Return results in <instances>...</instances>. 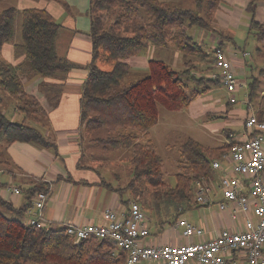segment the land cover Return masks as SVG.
Segmentation results:
<instances>
[{
  "label": "trees",
  "instance_id": "obj_1",
  "mask_svg": "<svg viewBox=\"0 0 264 264\" xmlns=\"http://www.w3.org/2000/svg\"><path fill=\"white\" fill-rule=\"evenodd\" d=\"M69 8L65 0H52ZM223 0H194L197 10L184 8L164 0H89L86 10L89 18L88 36L91 39L88 73L81 84L80 120L83 132L103 147L125 150L128 180L121 190H131L138 201L152 213L167 209L188 208L194 195V181L212 177L216 171L211 161L221 157L233 141L218 146H206L192 137L183 140L176 161L175 184L163 179V160L150 138V129L159 120L157 102L165 108L178 111L193 100L222 84L217 77L205 74L213 67L212 52L194 40L188 29L196 26L213 30L215 13ZM264 2V0H263ZM258 3L248 0L245 11L249 14L248 31L264 40V21L255 19ZM21 15L20 43L12 45L15 64L5 60L3 46L13 40L14 20ZM60 24L45 8L17 9L9 5L0 9V87L15 98V108L22 118L17 122L7 118L0 108V164L11 171L9 158H5V145L13 142H30L41 147H54L55 143L36 127L29 125L30 116H47L39 99L26 91L25 79L35 76L51 78L41 81V93H50L52 107L63 92L67 73L77 65L57 54L56 39ZM172 46L191 56L184 67L174 70L158 58L147 60L146 73L122 84L121 79L131 70L129 59L147 47L155 49ZM223 48V42L216 45ZM259 51V49H258ZM99 62H112L109 70ZM196 72H198L196 74ZM261 72H264L262 70ZM259 79L248 83L249 96L256 93ZM229 99L226 104H230ZM264 111H260L262 113ZM206 119L219 117L218 112L207 111ZM103 136H96L99 131ZM2 158V159H1ZM46 183H34L29 188L28 203L16 208L0 197V264H123L126 253L108 238L89 237L74 241L63 228L36 227L22 219L38 191L47 192ZM146 187V190L140 187ZM215 200V199H214ZM142 207V208H143ZM175 221V220H174ZM170 222L169 225L174 223ZM159 225L164 221L159 220ZM161 229L157 230L160 233ZM150 233V231H149Z\"/></svg>",
  "mask_w": 264,
  "mask_h": 264
},
{
  "label": "crops",
  "instance_id": "obj_2",
  "mask_svg": "<svg viewBox=\"0 0 264 264\" xmlns=\"http://www.w3.org/2000/svg\"><path fill=\"white\" fill-rule=\"evenodd\" d=\"M2 1L11 4L15 3L12 6L17 9L38 7L48 10L60 24L59 34L56 39L57 54L77 66L67 73L63 84V92L57 105L44 109L47 114V122L42 133L45 137H49L55 143V146L46 148L30 142H13L5 145V158H9V164L14 168L9 171L6 168L7 165L0 164V197L10 202L14 207L19 208L25 206L29 201L27 188L34 183H46L47 199L38 216V220L42 221L46 227L63 228L65 223L75 225L90 222L104 224L103 210L106 207H113L116 210L125 209L128 206L131 194L129 193L128 197H124V191L120 189L124 187L119 185V183L123 182L120 179V175L124 177L121 173L123 164L117 163L114 166L112 163L114 158L119 157L118 155H127L126 151L103 147L86 136L80 120L81 84L88 73L85 65L90 62L92 53L91 39L88 36L89 18L86 14L89 0H65L69 8H65L52 0H0V2ZM247 2L248 0H223L215 13V18L217 17L219 21H225V24L230 28L228 33L232 36L231 41L235 37V29L239 25L243 24L248 27L250 16L245 11ZM57 5L60 6L59 9H56L55 6ZM263 12L264 10L261 9V15H258L257 6L255 15L257 14L262 21H264ZM243 18L245 21H242ZM231 26L235 28L233 29ZM211 39L215 42L210 50L220 42L212 34ZM6 45L8 44H5L3 48ZM222 49H227L224 44ZM10 50L12 52V49ZM132 59L135 61L134 64H130L131 70H147L148 59L143 60L144 58L133 57L129 59V63ZM234 60L238 64L243 62L241 58ZM18 61L19 58L13 57V60L9 62L16 64ZM244 69L241 66V70L243 71ZM43 80L54 81V79L41 78L39 76L27 78L23 81L26 91L35 95L41 105L46 106L45 96L39 90V83ZM238 81L247 86L244 95L247 93L252 107L258 112L264 111L263 88L261 92H256L249 96L247 81L241 79H238ZM222 106H224L222 111L228 114L231 106L226 103ZM246 109V105L243 103L237 108V111L242 112L246 111ZM244 116L245 112L243 113V119ZM158 128L159 120L149 131L154 145L156 138L159 136ZM242 130L236 136L229 129L223 130L226 135L225 141H228L227 132L234 139H238L243 136L244 127ZM104 134L105 132L101 130L95 135L103 136ZM3 145L4 143L0 142V149L1 147L3 148ZM155 148L157 150L156 145ZM123 159L127 160L126 158ZM124 166L126 167L123 173H127L126 175L128 176V167L125 163ZM112 169H120L121 172L117 173ZM9 178H13L12 181ZM110 178L111 180H109ZM9 183L17 186L20 192L17 194L12 193L8 189ZM33 198L31 199L33 200ZM214 199H219V194H216ZM213 204L203 207L194 206L202 209L204 215L206 214L205 211H210L212 216L210 223L206 216L199 223L207 231L203 239H208L211 237L212 232L228 224L227 214H221L217 210L216 204V208L213 209ZM188 208L178 209L176 215L182 218L180 214ZM29 218L30 216L26 213L22 215L24 222H27ZM172 225L173 223L168 226L169 228H165L164 224L159 225L158 229H161V232L157 237H153V243L185 244L187 241L186 237L181 232L176 233ZM191 241H197V238L195 236L191 237ZM137 264L162 263L159 261H142V263L139 262Z\"/></svg>",
  "mask_w": 264,
  "mask_h": 264
},
{
  "label": "built area",
  "instance_id": "obj_3",
  "mask_svg": "<svg viewBox=\"0 0 264 264\" xmlns=\"http://www.w3.org/2000/svg\"><path fill=\"white\" fill-rule=\"evenodd\" d=\"M235 55V53H233ZM247 54L243 53V56ZM214 72L235 102L233 92L245 88L235 75L231 59L220 47L212 48ZM246 113L243 119L244 134L234 139L221 157L211 161L216 173L212 177L201 176L194 181L192 203L203 206L216 204L217 210L227 214L228 224L207 233L201 224H191L178 218L172 226L182 228L185 244L153 243L142 240L150 235L146 214L136 200H129L122 210L106 207L104 224L65 223L64 232L74 241L89 237L108 238L126 253L123 264L140 261H159L162 264H264V112L256 111L244 95ZM8 189L17 194L20 189L9 183ZM216 194L219 199L214 200ZM47 194L38 191L25 211L30 216L27 223L46 227L38 220ZM179 209H182L180 206ZM197 241H191V237Z\"/></svg>",
  "mask_w": 264,
  "mask_h": 264
},
{
  "label": "rangeland",
  "instance_id": "obj_4",
  "mask_svg": "<svg viewBox=\"0 0 264 264\" xmlns=\"http://www.w3.org/2000/svg\"><path fill=\"white\" fill-rule=\"evenodd\" d=\"M173 2L182 6L184 8H192L195 12L202 14L204 9L197 10L194 4V0H164ZM258 5V15H261V9L264 10V2L263 0H256ZM58 3V2H57ZM60 4V3H59ZM15 5L11 3H6L4 1L0 2V9L5 6ZM56 9H59L60 6H55ZM255 15V19L262 21L258 15ZM264 15V12H263ZM240 17V16H239ZM242 21H245L243 18ZM249 21V20H248ZM225 21H219L216 17L212 24V28L214 31L205 30L200 27L193 26L188 29V33L192 36V38L198 41L203 45L206 51H211V47L215 41H212L211 34L216 40H220L223 42L227 49L224 50L225 54L228 58L231 59L232 69L237 76L238 79L246 80L247 85L252 79L258 78L259 84L256 87V92L259 93L264 91V40L257 39L254 33H250L248 31V27L243 24L239 25L235 29V37L232 40V36L228 33V26L225 24ZM231 28H235L231 26ZM21 39V15L17 14L14 20V36L13 40L6 45L2 51V57L7 61L13 60L12 46L14 43H20ZM11 47V48H10ZM259 49V51H258ZM235 50V51H234ZM235 53V55L233 54ZM246 52L245 56L243 53ZM138 59H149V58H158L165 61L170 67L174 70H178L184 67V61L186 59H191V56L182 53L178 49L167 46L159 49H155L152 47H147L142 50L137 56ZM241 58L242 64H238L234 59ZM135 60H130V64H134ZM99 66L103 69L109 70L112 66V62H99ZM239 66V67H238ZM241 66L245 69L242 71ZM238 67V68H237ZM214 68L205 70V74L214 72ZM146 71L143 70H130L122 79V84H128L129 82L139 78L144 75ZM198 72H196L197 74ZM245 88H239L238 90L233 92L235 97V103L229 104L231 106V110L228 114H225L222 109L224 108L227 99L229 98V94L224 87L223 84H218L213 86L211 91L199 96L195 100H193L187 107L178 110L172 111L165 108L163 101L159 100L157 102V108L159 110V128L158 133L159 136L156 138L155 145L157 146V152L162 157L163 160V179L171 185L175 184V172H176V161L179 158V147L184 139L187 137H192L206 146H218L225 142L226 135L223 133V130L229 129L233 134H236L240 131H243V113L246 111L238 112L237 108L240 105H243V95L245 93ZM40 94V93H39ZM45 96V105L43 104L44 109L51 108L52 102L50 101V93H41ZM43 96V97H44ZM43 97H41L43 99ZM47 98V100H46ZM214 100V101H213ZM15 106V98L12 97L9 92L1 89L0 87V108L3 110L7 118L10 120H15L16 122L20 120L23 114H20L18 110H16ZM207 111L218 112L219 117L214 119H206L205 113ZM26 122L36 127L41 132L44 131L47 122V116H30L26 119ZM2 150V147L1 149ZM113 159L112 163L114 166L116 164H123L120 169H112L114 172L122 173L123 176L120 175V179L123 181L119 183L121 186H125L128 180L127 173H123L125 171L124 163L128 166L125 161L126 155H118ZM2 159V158H1ZM112 159V157H111ZM14 167H11L13 169ZM104 168V167H103ZM106 169V168H104ZM129 172V169H128ZM113 178V177H112ZM13 178H9L12 181ZM111 180V178L109 179ZM117 183V182H116ZM118 184V183H117ZM142 190H146V187H140ZM124 197H128L129 193L131 194L130 200H138V196L131 190H123ZM47 193V192H46ZM139 201V200H138ZM213 209L216 208L215 204H213ZM195 205L189 206L188 209H185L180 215L182 218H185L191 224H199L202 222L203 218L206 216L209 220L212 218L210 211H205L206 214H203L202 209L198 207H194ZM143 207V206H142ZM159 209L162 210L159 215L156 213H152L149 209L143 210L146 214L147 221L149 224L150 235L142 240L144 244H153V237H157L159 233H157L159 220L164 221L165 228H169V223L176 220L179 215H176L177 209L173 208L171 205L170 209H167V213L165 214V207L161 206ZM182 228L175 229L176 233H182ZM172 234V232H171ZM152 239H150V238ZM142 263V261H140ZM146 262V261H144ZM139 263V262H138ZM27 264H41L29 262Z\"/></svg>",
  "mask_w": 264,
  "mask_h": 264
},
{
  "label": "clouds",
  "instance_id": "obj_5",
  "mask_svg": "<svg viewBox=\"0 0 264 264\" xmlns=\"http://www.w3.org/2000/svg\"><path fill=\"white\" fill-rule=\"evenodd\" d=\"M179 217H177L176 219H178ZM175 222V221H174Z\"/></svg>",
  "mask_w": 264,
  "mask_h": 264
}]
</instances>
